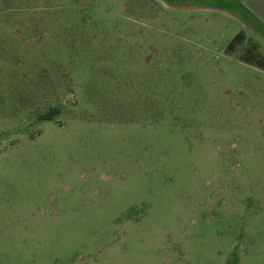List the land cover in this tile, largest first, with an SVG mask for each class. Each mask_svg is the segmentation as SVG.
I'll use <instances>...</instances> for the list:
<instances>
[{"label": "rangeland", "instance_id": "1", "mask_svg": "<svg viewBox=\"0 0 264 264\" xmlns=\"http://www.w3.org/2000/svg\"><path fill=\"white\" fill-rule=\"evenodd\" d=\"M245 4L0 0V264H264Z\"/></svg>", "mask_w": 264, "mask_h": 264}, {"label": "crops", "instance_id": "2", "mask_svg": "<svg viewBox=\"0 0 264 264\" xmlns=\"http://www.w3.org/2000/svg\"><path fill=\"white\" fill-rule=\"evenodd\" d=\"M245 7L250 9L256 19L264 26V0H244Z\"/></svg>", "mask_w": 264, "mask_h": 264}, {"label": "trees", "instance_id": "3", "mask_svg": "<svg viewBox=\"0 0 264 264\" xmlns=\"http://www.w3.org/2000/svg\"><path fill=\"white\" fill-rule=\"evenodd\" d=\"M240 38V33L238 35L235 36L234 40H238ZM234 40L230 43L229 46L233 45ZM55 116V111L54 110H50L48 113H46L45 115H43L44 119H53Z\"/></svg>", "mask_w": 264, "mask_h": 264}, {"label": "flooded vegetation", "instance_id": "4", "mask_svg": "<svg viewBox=\"0 0 264 264\" xmlns=\"http://www.w3.org/2000/svg\"><path fill=\"white\" fill-rule=\"evenodd\" d=\"M185 1H192V0H185Z\"/></svg>", "mask_w": 264, "mask_h": 264}]
</instances>
